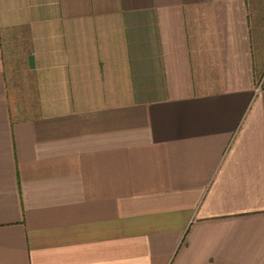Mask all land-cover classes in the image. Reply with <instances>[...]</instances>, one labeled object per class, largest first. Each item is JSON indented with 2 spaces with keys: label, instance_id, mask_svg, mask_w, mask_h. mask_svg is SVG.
I'll return each mask as SVG.
<instances>
[{
  "label": "crops",
  "instance_id": "crops-1",
  "mask_svg": "<svg viewBox=\"0 0 264 264\" xmlns=\"http://www.w3.org/2000/svg\"><path fill=\"white\" fill-rule=\"evenodd\" d=\"M0 264H264V0H0Z\"/></svg>",
  "mask_w": 264,
  "mask_h": 264
},
{
  "label": "rangeland",
  "instance_id": "rangeland-1",
  "mask_svg": "<svg viewBox=\"0 0 264 264\" xmlns=\"http://www.w3.org/2000/svg\"><path fill=\"white\" fill-rule=\"evenodd\" d=\"M11 44L10 46H14ZM12 59L15 63H11L8 67L9 70V80L10 87L13 88V92L17 94V98H15V110L17 112V116H28L30 113L22 112L21 109L26 107L27 112H31L34 110V106L36 105V98L34 97L33 85L34 80L33 76L30 74L29 70L21 65L20 60L18 58V54L12 48ZM19 96V97H18Z\"/></svg>",
  "mask_w": 264,
  "mask_h": 264
},
{
  "label": "water",
  "instance_id": "water-1",
  "mask_svg": "<svg viewBox=\"0 0 264 264\" xmlns=\"http://www.w3.org/2000/svg\"><path fill=\"white\" fill-rule=\"evenodd\" d=\"M28 63H29V67L33 68L34 64H33V57L30 55L28 58Z\"/></svg>",
  "mask_w": 264,
  "mask_h": 264
}]
</instances>
